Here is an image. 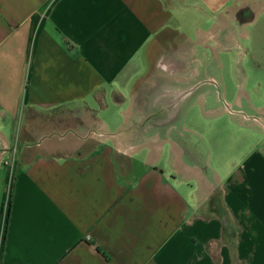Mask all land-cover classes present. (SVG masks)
Listing matches in <instances>:
<instances>
[{"label":"crops","instance_id":"crops-1","mask_svg":"<svg viewBox=\"0 0 264 264\" xmlns=\"http://www.w3.org/2000/svg\"><path fill=\"white\" fill-rule=\"evenodd\" d=\"M215 2L0 0V264H264V27L244 109ZM64 108L87 134L39 136Z\"/></svg>","mask_w":264,"mask_h":264},{"label":"rangeland","instance_id":"rangeland-1","mask_svg":"<svg viewBox=\"0 0 264 264\" xmlns=\"http://www.w3.org/2000/svg\"><path fill=\"white\" fill-rule=\"evenodd\" d=\"M216 6H218V9L216 11L212 10L211 4L210 5H204L206 14L212 16L211 18H208V23H200L197 25V27H194V25L190 24L188 27H190V36L193 43H196L199 40L198 33L196 30L199 31H205L207 29H212L213 31H217V35L225 37V34L227 32L233 31V33H236L234 38L236 42L239 44V48H234L228 53H221L219 55L220 62H222L223 70L220 72L217 69H212L211 67H208V70L210 74L216 78L224 79L226 81V85H229V89L231 92V95L233 97L237 96V94H240L242 103V107L244 109H247L248 107V100H247V91L248 87L243 84L242 77L246 76L248 73V59L249 53H247V47L249 45L247 34L250 33V30L252 28L256 27H264V0H215ZM214 3V4H215ZM239 5V8L237 9V12L235 11L237 5ZM189 11H192V8L189 9ZM253 15L255 20L253 23H242L241 22H247L246 19L249 18L250 14ZM239 13V16L243 18V21L239 22L238 18L236 17V14ZM247 13V14H246ZM244 15H247L246 17ZM239 17V18H241ZM237 19V21L235 20ZM194 50V48H193ZM205 55V53H202L200 49L194 50V55L192 59H197L198 61H202V57ZM207 55V54H206ZM205 55V56H206ZM196 57V58H195ZM207 57V56H206ZM202 59V60H201ZM212 55L210 54L206 60H204L207 65L208 62L212 61ZM204 65H201L200 71L203 72ZM243 69V70H242ZM241 75V76H240ZM237 83H240L239 87ZM245 95V96H243ZM230 100V98H228ZM222 104V102H221ZM262 104V102L260 103ZM212 107H215V105H212ZM51 112H33L31 117L33 125H35L37 128L39 126L40 132L39 136L43 135H49L53 131H57L58 133L62 131V133H59L60 136L63 135L67 136L69 139L71 138H77V137H83L87 133H84L86 124L82 120L81 117L75 116V111L68 110L66 108L61 109L58 111V114H52ZM70 129L76 130L74 133H71L69 131ZM77 132V133H76ZM80 132H83L80 136ZM79 133V134H78ZM79 135V136H78ZM83 135V136H82ZM36 139H38L36 137Z\"/></svg>","mask_w":264,"mask_h":264}]
</instances>
